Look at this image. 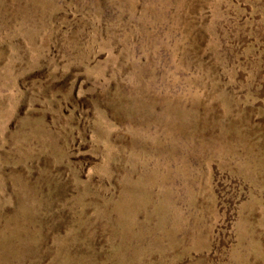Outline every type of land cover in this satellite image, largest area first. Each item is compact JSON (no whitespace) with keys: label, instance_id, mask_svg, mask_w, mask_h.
<instances>
[{"label":"rangeland","instance_id":"1","mask_svg":"<svg viewBox=\"0 0 264 264\" xmlns=\"http://www.w3.org/2000/svg\"><path fill=\"white\" fill-rule=\"evenodd\" d=\"M0 264H264V0H0Z\"/></svg>","mask_w":264,"mask_h":264}]
</instances>
